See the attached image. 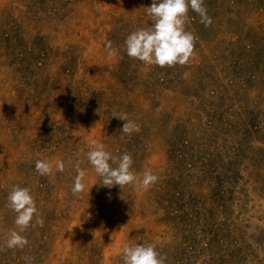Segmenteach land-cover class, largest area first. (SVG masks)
Returning <instances> with one entry per match:
<instances>
[{
    "label": "rangeland",
    "instance_id": "374dc122",
    "mask_svg": "<svg viewBox=\"0 0 264 264\" xmlns=\"http://www.w3.org/2000/svg\"><path fill=\"white\" fill-rule=\"evenodd\" d=\"M151 4L0 0V245L20 231L14 185L44 221L34 216L28 244L0 251V264H123L125 244H155L166 264H264V0H204L207 27L189 9L193 54L171 67L126 53ZM116 113L138 131L122 134ZM93 140L157 182L103 186ZM37 159L53 172L37 173Z\"/></svg>",
    "mask_w": 264,
    "mask_h": 264
},
{
    "label": "clouds",
    "instance_id": "9594fccd",
    "mask_svg": "<svg viewBox=\"0 0 264 264\" xmlns=\"http://www.w3.org/2000/svg\"><path fill=\"white\" fill-rule=\"evenodd\" d=\"M144 8L153 23L150 27L139 28L127 36L124 42L127 56L159 67L187 64L193 54L195 42L193 33L185 28L189 9L198 14L200 23L206 27L212 24L204 0H152L151 6ZM105 50L112 54L111 41L106 43ZM113 117L125 121L121 129L122 134L131 135L138 131L137 124L128 120L126 115L116 113ZM87 159L94 172L101 178L103 186L108 188L119 185L123 189L126 185L135 184L137 190H142L158 180V176L150 171L144 172L142 179L138 178L132 170L133 160L129 153L114 157L105 150L103 143L95 140L90 142ZM80 164V161L75 164L77 174L71 187L72 194L77 197L83 194L86 187V171ZM35 170L41 176L53 172L50 163L40 159L35 161ZM64 170V162L57 161L55 171L62 173ZM7 206L17 214L15 225L20 231H10L6 242L0 245V251L5 248L22 249L28 244V240L21 233L32 225L34 216L35 224L42 226L44 223L39 217L35 200L26 187L14 185L8 194ZM122 261L123 264H166L167 257L157 251L155 244H125L122 248Z\"/></svg>",
    "mask_w": 264,
    "mask_h": 264
}]
</instances>
